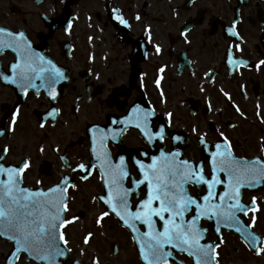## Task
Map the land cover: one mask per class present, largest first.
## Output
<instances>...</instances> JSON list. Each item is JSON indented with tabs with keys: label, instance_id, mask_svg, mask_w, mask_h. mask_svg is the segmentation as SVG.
<instances>
[{
	"label": "flooded vegetation",
	"instance_id": "flooded-vegetation-1",
	"mask_svg": "<svg viewBox=\"0 0 264 264\" xmlns=\"http://www.w3.org/2000/svg\"><path fill=\"white\" fill-rule=\"evenodd\" d=\"M0 30V164L19 168L28 160L22 186L49 196H58L67 178L63 219L69 222L63 224L67 244L61 246L69 251L56 264H146L131 229L99 199L107 194L100 177L108 160L115 165L123 156L138 179L135 160L147 165L161 151H176L179 159L202 165L210 175L213 146L223 148L225 139L236 159H264V64H259L264 0H0ZM21 31L35 53L62 71L65 78L52 89L39 87V79L32 81L37 91L2 78L11 76V65L21 60L5 46L13 42L8 33ZM229 52L236 63L229 64ZM137 105L153 113L151 132L164 127L162 140L149 143L136 127L140 121L132 109ZM98 129L107 133L103 147ZM79 164L88 165L90 174ZM251 183L240 188L248 214L237 215L248 231L264 238V182ZM186 187L193 195L206 191ZM143 195L141 186L139 197L130 196L133 211ZM103 212L109 215L96 223ZM197 226L203 230L200 243L214 247L209 264H264V249L257 254L236 225L202 216ZM13 250V242L0 235V264H40L23 252L11 261ZM165 251L171 253L167 264H195L178 248Z\"/></svg>",
	"mask_w": 264,
	"mask_h": 264
},
{
	"label": "snow or ice",
	"instance_id": "snow-or-ice-1",
	"mask_svg": "<svg viewBox=\"0 0 264 264\" xmlns=\"http://www.w3.org/2000/svg\"><path fill=\"white\" fill-rule=\"evenodd\" d=\"M117 19L121 23H126L120 17ZM227 31L236 35L233 28H228ZM8 35L13 38V42L5 46L13 47L21 60L11 65L12 75L3 76L4 80L25 90L31 87L39 91V87L52 89L56 83L65 78L51 60H46L31 49L22 31L9 32ZM17 36L20 37L19 40L15 39ZM156 51H160L158 46ZM228 62L236 63L230 52ZM259 64H264V60L259 61ZM34 79L41 81L39 87L32 82ZM47 94L52 100L56 99L53 91H48ZM51 111L57 112L58 109L53 108ZM132 112L140 121L136 127L149 143H152L154 138L161 140L164 138L163 126L154 133L148 128V117L153 115L150 110L140 109L137 105ZM11 123H15V113ZM113 123L117 121L114 120ZM97 131L103 133L100 137V145L103 147L107 133H104L103 129ZM220 135L223 137L224 134L220 133ZM112 138L115 139V135ZM174 139L178 140L180 137ZM199 142L205 143L203 138H200ZM92 144L91 151L95 154L96 137L92 138ZM213 147L216 151L210 154V175L205 174L202 165L187 159H179L180 154L176 151L167 153L161 151L159 157H151L152 163L147 165L142 160H135L134 165L138 168L140 177L138 179L133 178L129 173L123 156L115 165L108 160L107 171H103L104 165L101 166L100 179L107 189V194L101 195L99 199L111 207L112 213L137 234L134 239L140 246V256L146 264H167L166 258L171 253L165 251L166 246L186 252L195 259V264H209L215 253L212 244L200 243L203 239V230L197 225L202 216L209 220L216 218L218 225L221 220L229 227L236 225L235 230L244 236L257 254L264 249V238L248 231L237 215V213L247 215L249 211V207L241 202L240 188L245 184L251 187L253 180L264 182V159H236L226 139L223 148L220 143H216ZM105 158L107 159L106 152ZM28 167V160L23 161L19 168H5L0 164V175L6 177L0 179V235H4L5 232L12 233L8 238L15 243L13 255L23 252L35 260L56 264V258L69 251L58 242L63 241L65 245L67 244L63 233L57 235V229L69 222L61 215L67 210L65 188L58 186L60 194L49 196L47 193L30 192L29 189L20 187V174ZM78 168L81 171H89L90 174L88 165L79 164ZM218 173H224V178H220ZM125 181H128L130 186L126 187ZM62 184L66 187L67 178ZM189 184L204 186L206 191L202 196L193 195L186 187ZM217 185L228 187L224 192H218ZM72 186L75 187L74 184ZM141 186L144 195L134 205L135 211H133L130 196L135 194L139 197ZM48 192L55 194L56 189H49ZM254 203L255 197H253ZM186 214H190L191 218H187ZM108 215V212L101 213L96 223L99 224L100 218ZM157 220L161 222L160 227H157ZM137 224L143 226L146 231L141 232ZM216 231H220L219 226ZM91 235L89 233L84 238L85 243L89 242ZM258 244L260 247H256Z\"/></svg>",
	"mask_w": 264,
	"mask_h": 264
},
{
	"label": "water",
	"instance_id": "water-1",
	"mask_svg": "<svg viewBox=\"0 0 264 264\" xmlns=\"http://www.w3.org/2000/svg\"><path fill=\"white\" fill-rule=\"evenodd\" d=\"M137 227H138V225H137ZM61 228H62V226L61 227H59L58 229H57V235L59 236V234L61 233ZM10 235H12V233H10V232H6V233H4V235H2V236H4V237H9ZM134 235L135 236H137V234L136 233H134ZM137 241V240H136ZM59 243H60V245H61V241H58ZM14 247H15V243H14ZM15 252V250H13V252H12V254ZM19 253H16L15 255H12V257H14V256H17ZM30 257V256H29ZM31 258H33V257H31ZM38 262H40V263H42V264H46V262L45 261H40V260H37ZM56 261H57V258H56Z\"/></svg>",
	"mask_w": 264,
	"mask_h": 264
}]
</instances>
